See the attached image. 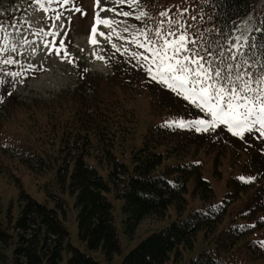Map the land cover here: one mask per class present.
I'll return each instance as SVG.
<instances>
[{
  "label": "rangeland",
  "instance_id": "1",
  "mask_svg": "<svg viewBox=\"0 0 264 264\" xmlns=\"http://www.w3.org/2000/svg\"><path fill=\"white\" fill-rule=\"evenodd\" d=\"M176 1L167 0L162 3V9L166 11ZM101 4L115 9V12L101 13L102 18L115 23L111 28L99 26L98 32L111 36V41L97 34L96 45L90 43L91 28L99 10L95 0L76 2L81 12H76L71 4L61 7L52 3L46 5L48 12L45 14L33 0H3L0 6L3 12L16 15L13 23L0 32V47L8 49L2 56L18 63L17 67L14 66L17 63L10 65L8 70L0 69V81H3L0 85V97H3V103H0V220L16 222L22 206V192L41 203L49 201L52 208L56 203L49 195L54 194L64 209L59 214L69 230L72 246L90 254L101 264H121L124 256L142 239L179 218L176 208L170 207L164 219H145L131 237L124 233V201L115 193H108L114 205L115 226L122 251L109 260L101 251L89 250L79 237L75 197L62 186L65 171L61 168L69 159L68 145L71 148L73 145L80 147L82 141L86 145L91 144L89 137L92 134L84 132L83 126L85 123L94 126L98 122L105 133L101 139L113 142L112 153L128 163L132 151L143 144L151 129L159 123L179 118L198 119V116L190 110L193 104L182 97L163 98L160 95L163 87L151 81L135 61L122 56L112 47L115 44L121 50L125 47L132 49L133 46L122 38L131 40L137 29L144 28L135 19L142 11L141 5L130 8L126 4L116 5L114 0H101ZM263 6L264 0H259L253 11L240 21L236 36L252 34ZM122 11L132 15L124 17L116 14ZM57 12L63 13L60 21H55L64 26L63 30L57 37H46L44 33L58 30L52 28ZM38 30L43 31L34 35ZM24 38L29 43H23ZM53 39L57 47L63 40L64 49L69 54L67 58H64L63 52L57 56L55 51L43 46L45 40ZM13 47L16 52L11 51ZM50 51L52 54H49ZM97 56L103 57V60L97 59ZM11 72H20L21 76L13 78L8 75ZM124 76L128 78L121 80ZM8 92H11V98ZM88 103L98 105L95 120L86 115ZM207 137L198 142L190 131H177L167 147L159 150L168 155L164 165L200 163L203 178L212 184L216 202H221L232 177L242 174L255 176L250 167L253 168L258 153L264 161V137L253 132L240 139L228 132L224 125H219ZM91 154L92 158L88 161L108 179L109 166L105 162L99 165L95 159V155H101V152L92 148ZM194 187V181H191L185 195L188 205L182 218L202 207L201 199L193 195ZM256 202L264 207V179L259 182L257 192H251L230 206L220 231L233 224L245 223L242 220L244 215L248 216V221L263 217L264 212L259 213L260 209L250 210ZM250 239L264 241V230ZM213 247V242L205 240L203 232H200L194 248L183 252L184 263ZM62 253L61 264H68L72 251L64 249ZM173 258L167 264H175Z\"/></svg>",
  "mask_w": 264,
  "mask_h": 264
},
{
  "label": "trees",
  "instance_id": "2",
  "mask_svg": "<svg viewBox=\"0 0 264 264\" xmlns=\"http://www.w3.org/2000/svg\"><path fill=\"white\" fill-rule=\"evenodd\" d=\"M166 1L142 0V11L148 13V16L142 18L143 21L139 20L143 27H155L163 19L159 13L164 11L162 3ZM258 1L228 0L229 6L222 11L206 5L204 0H177L167 10L171 9L170 15H175L178 8H187L186 19L192 15L198 16L196 21L190 23L201 29L218 27L223 34L216 32L212 35L224 42L235 36L241 19L253 11ZM1 4L3 0H0V6ZM201 8L203 12L200 11ZM199 15H204L205 18L200 20ZM209 15L211 19L208 18ZM14 17L12 13L0 10V26L11 23ZM262 22L264 6L255 25L261 31L252 33L258 45L264 42ZM246 51L254 59L264 61V49L257 47ZM8 67L10 65H0V69L8 70ZM259 68L260 64L257 63L253 71H258ZM140 76L144 77V74ZM127 78L122 77L121 80ZM160 95L163 98L180 99L165 89L160 91ZM97 109L98 105L88 103L85 111L87 117L95 120ZM192 110L198 119L206 116L197 107ZM163 124L164 122L151 129L143 144L132 151L128 163L112 153L113 142L108 143L101 139L105 133L98 122L94 126L90 123L83 126L84 132L92 134L89 137L91 144L86 145L82 141L83 145L80 147L73 145L71 148L68 145L69 159L61 168L65 171L62 186L69 195L75 197L76 220L82 242L91 251H101L109 260L121 254L114 205L107 196L113 192L124 201V233L131 237L142 221L148 218L164 219L172 206L179 215L168 227L142 239L124 256L121 264H167L173 257L175 264H264V247L258 246L261 240L250 239L258 231L264 230V216L248 221V216L244 215L242 220L245 223L233 224L220 231L230 206L259 190V182L264 179V161L261 160V154L256 155L254 166L250 167L255 176L242 174L232 177L224 199L216 202L213 186L209 180L203 178L200 163L193 161L164 165L168 155L159 150L163 146L167 147L177 131H190L198 142L208 138L212 131L197 133L194 129L162 127ZM92 148L101 152V155H95L98 164L105 162L109 166L108 179L88 161L92 158ZM240 177L254 179L251 183H245ZM191 181L195 184L193 195L201 199L202 207L182 218L188 205L185 195L188 194V184ZM49 196L56 203L53 208L49 201L41 203L22 192V206L16 222L0 220V264H61L64 249L72 251L68 264H101L90 254L72 246L69 230L59 214L64 209L54 194ZM259 209V213L264 212V207H260L258 203L250 208L255 211ZM200 232H203L205 240L213 242L214 247L184 263L183 252L194 248Z\"/></svg>",
  "mask_w": 264,
  "mask_h": 264
},
{
  "label": "snow or ice",
  "instance_id": "3",
  "mask_svg": "<svg viewBox=\"0 0 264 264\" xmlns=\"http://www.w3.org/2000/svg\"><path fill=\"white\" fill-rule=\"evenodd\" d=\"M33 2L47 14L46 5L56 3L63 7L73 3V0H33ZM95 2L99 10L96 11L95 22L91 28L90 43L93 45L98 44L95 39L97 34L111 41V36L98 32V28L101 25L111 28L115 23L113 20L101 17L102 12H115V9L103 7L101 0ZM114 3L126 4L131 8L140 5L142 0H114ZM204 3L222 11L229 6L228 0H204ZM75 11L82 10L76 7ZM200 11L203 12V8ZM170 12L171 9L161 11L159 15L163 19L155 27L145 26L137 29L131 40L122 38L125 43L133 46L132 49L125 47L121 50L112 44L122 56L126 55L134 60L152 81L175 96L192 103L210 117V119L167 120L162 127L194 129L197 133H207L215 131L219 125H224L228 132L240 139H244L247 133L253 132H258L260 137H264V61L259 58L254 59L246 51L257 47L264 49V42L258 45L255 36H246L243 33L233 36L231 40L221 42L212 34L216 32L223 34L222 30L218 27L201 29L198 25H193L190 21H196L198 16L192 15L186 19L187 8H178L175 15H170ZM116 14L124 17L132 15L128 11ZM62 15L61 12L56 13L52 28L58 30L44 33L46 37H57L61 34L64 26L55 21H60ZM146 16L148 13L141 11L135 19L140 20ZM204 18V15H199L200 20ZM208 18L211 19V16L209 15ZM2 31L4 29L0 26V32ZM41 31L43 30H38L34 35H39ZM127 31L126 28L125 32ZM253 31H261V28L256 26ZM116 35L119 37V33ZM23 43H29L28 39L24 38ZM43 46L55 51L57 56L62 52L64 58L69 55L64 49L63 40L60 41L59 47L56 46L55 39L45 40ZM6 51H8L7 47H0V65L17 63L11 58H3L2 54ZM11 51L16 52L17 49L13 47ZM49 54L52 52L50 51ZM96 58L103 60L101 56ZM257 63L260 64V68L258 71H253ZM8 75L17 78L21 73L11 72ZM2 84L3 81H0V85ZM7 94L11 95V92ZM0 103H3V97H0ZM239 179L251 183L254 178ZM258 246L264 247V241Z\"/></svg>",
  "mask_w": 264,
  "mask_h": 264
},
{
  "label": "bare ground",
  "instance_id": "4",
  "mask_svg": "<svg viewBox=\"0 0 264 264\" xmlns=\"http://www.w3.org/2000/svg\"><path fill=\"white\" fill-rule=\"evenodd\" d=\"M32 159V158H31ZM37 166V165H36Z\"/></svg>",
  "mask_w": 264,
  "mask_h": 264
}]
</instances>
